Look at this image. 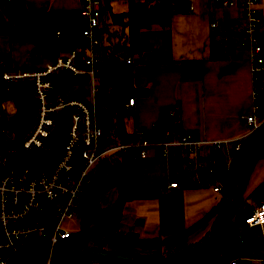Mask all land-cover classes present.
Returning <instances> with one entry per match:
<instances>
[{"label":"crops","instance_id":"crops-1","mask_svg":"<svg viewBox=\"0 0 264 264\" xmlns=\"http://www.w3.org/2000/svg\"><path fill=\"white\" fill-rule=\"evenodd\" d=\"M21 1L33 11H62L79 9L81 6L80 0ZM110 1L102 2V11L108 9L110 13ZM189 1V8L170 12L166 26L143 27L138 31V40L145 42L147 47L137 54H130L131 76L133 84L144 86L146 92L132 95L130 126L135 130L148 128L155 122L163 106H171L177 112L183 131L192 130L210 138L232 137L245 130L243 115L251 106L248 50L238 43L240 28L244 23L241 0H233L229 4L217 0ZM6 4L7 0H0V51L9 53L10 66L43 64L52 57L49 51L40 50L37 57L32 58L28 54L32 41H11L6 36ZM102 13L99 18L103 30ZM257 13V34L264 45V0H257ZM60 18L59 13V21ZM210 21L215 22L212 28ZM117 35L114 33L110 38L108 33L104 36L112 41ZM213 39H218L224 45L222 54H211L210 43ZM182 59L191 60L188 62L197 66L196 72L184 76ZM145 150L138 157L137 180L144 185L157 184L159 191L152 196L124 199L119 208L118 221L113 224L115 232L123 236L104 235L98 239L96 235H89L85 238L87 248L148 254L159 244L163 248L182 239L197 240L211 226L212 215L192 230L184 231L205 214L221 194L213 192L210 182L191 186L179 182L177 175L184 163L177 144H168L163 148L148 144ZM202 151L204 155L206 148ZM221 152L223 160L230 159L225 149ZM263 179L264 156L249 154L240 168L226 209L227 215L236 223L239 240L243 244V251L233 264H262L264 260V222L247 226L242 220L243 215L264 196V191L250 194V190ZM169 180H177L176 186L168 185ZM111 189V200H105L102 206L98 204L101 208L115 199L116 189ZM96 202L88 207L80 229L95 209ZM241 207L242 212L237 215ZM79 211L73 216L83 212ZM135 218L141 221L135 222ZM128 231L136 234L128 235ZM148 237L158 240L154 243L141 240Z\"/></svg>","mask_w":264,"mask_h":264},{"label":"trees","instance_id":"trees-1","mask_svg":"<svg viewBox=\"0 0 264 264\" xmlns=\"http://www.w3.org/2000/svg\"><path fill=\"white\" fill-rule=\"evenodd\" d=\"M107 0H103L106 3ZM125 11H111L110 18L120 24L118 35L102 46V56L100 60V70L98 73L97 89L94 94L95 120L101 126L102 136L106 141L119 139L123 142L137 141L142 138L158 140L160 132L165 128L171 129L175 133L183 130L180 127L176 110L171 106H163L155 122L143 130H135L130 126L131 110L123 106L129 96L145 93V87L136 86L132 82L131 62H125L118 58L115 53L121 51L123 54H137L146 48L145 42L138 40V31L143 27L166 26L169 22V14L175 10H185L186 4H181L173 0H143L140 2L128 1ZM6 19L7 27L5 34L11 41H32V46L28 49L30 57H37L40 50L49 51L53 56L65 51L68 47L80 42L79 27L83 22L79 9L69 8L67 10H37L33 11L24 6L21 0H7ZM61 14L60 21L58 14ZM125 27V32L122 31ZM59 30L56 32L55 29ZM211 54L216 56L224 52V45L218 39L211 41ZM0 55L5 62H9V53L0 51ZM191 60L182 59L183 75L195 73L197 66L188 62ZM190 64V65H189ZM9 66V64H8ZM2 67V66H0ZM54 89L53 93L61 91L75 80L70 72L60 71L52 75ZM9 98L14 103V111L10 115L4 114V124L6 131L2 133L0 145L5 150H15L18 138L31 125L35 114V98L31 94L29 83L25 81H10L7 85L0 81V102ZM65 119L60 116L56 118V125L48 137L47 143L40 150H15V159L18 162H29L31 165L42 168L48 166L58 155L62 134L65 129ZM257 141V142H256ZM256 142V143H255ZM255 143L249 154L264 156V121L249 131L240 141L238 149L230 155L229 165L224 167L223 154L219 152L207 156L206 160H212V171L208 175L209 179L219 182L222 194L217 202L203 214L185 228V232L192 230L207 217L212 215V224L207 231L194 242L204 239L207 233L215 224L225 198L226 189L229 186L234 171L238 165V160L242 152L248 145ZM137 145L125 147L121 152L109 153L96 165L103 168L111 180L109 187H115L116 197L110 205L103 208L94 209L88 216L87 221L80 230H74L68 236L61 237L53 245L52 252L55 256H76L71 259L55 261L57 264H87L90 258L105 260L111 264H225L230 258L242 253L243 244L239 240V235L235 221L226 213L221 216L219 223L206 241L198 243L193 248L183 250L178 255L171 258H163L159 261L149 260L152 257H163L173 253L178 249H184L191 244L178 242L175 246L160 249L156 247L148 254L127 253L131 256H138L148 259L128 260L115 258L111 255L100 256L80 253V248H87L86 237L96 235L98 239L104 235L123 236L114 230V223L120 214V205L124 199L132 197H147L156 195L160 186L141 184L137 180L138 157L133 155L138 153ZM179 182L183 185L191 186L197 184L193 170L182 167L179 175ZM235 184V183H234ZM233 184V186H234ZM232 186V188H233ZM232 190V189H231ZM251 195L264 191V179L257 183L251 190ZM232 194V191H231ZM231 197V196H230ZM230 200V199H229ZM242 207L237 211L240 214ZM94 221V223H90ZM142 241L157 242L158 238L148 237ZM192 242V243H194ZM43 250V245L30 246L16 251L10 258L8 264H15L19 256L30 252V250ZM99 249V248H98ZM103 250V249H101ZM126 253V252H123Z\"/></svg>","mask_w":264,"mask_h":264},{"label":"built area","instance_id":"built-area-1","mask_svg":"<svg viewBox=\"0 0 264 264\" xmlns=\"http://www.w3.org/2000/svg\"><path fill=\"white\" fill-rule=\"evenodd\" d=\"M140 2L143 0H128ZM186 4L189 0H173ZM229 4L233 0H217ZM103 0H80L79 12L83 19L79 27L80 42L67 50L53 55L39 66H5L0 55V81L5 85L10 81L29 83L31 94L35 98V114L31 125L18 138L15 148L19 151L40 150L49 140L56 118L65 119V129L57 157L46 167L37 168L27 162H18L15 150H5L0 145V264H8L10 258L19 249L43 245V250L52 251L53 245L71 231L60 225L63 218L79 213L82 192L91 187L89 178L97 168L96 163L109 153L121 152L130 145L138 146L134 158L145 153V146L155 144L163 148L168 144H177L182 154V163L191 168L196 183H211L213 192L222 194L219 182L209 179L212 160L206 157L225 149L228 156L239 148L240 141L250 130L264 121V45L257 34L259 14L257 0H241L243 26L238 39L240 46L247 48L250 73V109L243 115L245 130L232 137H203L192 130L175 133L165 128L158 140L142 138L130 143L119 139L106 141L101 126L95 120L94 94L97 89L98 73L102 56V46L108 40L102 33L100 14ZM212 28L214 21L209 22ZM59 29L56 28L57 32ZM115 55L130 61V54L121 51ZM68 71L76 79L90 82L91 100L70 91L53 93L52 75ZM133 96H129L123 106L129 107ZM5 111L0 106V135L6 131ZM1 142V136H0ZM203 148L206 153L203 155ZM229 165V158L224 160ZM177 180H169L168 185L176 186ZM243 222L262 224L264 222V196L242 217ZM237 256L230 258L227 264H233ZM43 264H57L50 256ZM264 264V260L262 262Z\"/></svg>","mask_w":264,"mask_h":264},{"label":"water","instance_id":"water-1","mask_svg":"<svg viewBox=\"0 0 264 264\" xmlns=\"http://www.w3.org/2000/svg\"><path fill=\"white\" fill-rule=\"evenodd\" d=\"M8 64H9L8 62H5V66H8ZM255 143L248 145V148L245 149L242 152V154H241V156H240V158L238 160V165H237V167H236V169L234 171L233 178H232L229 186L226 189V194H225L224 201L222 203L221 211H220L217 219L215 220L216 222H215L214 226L207 233L206 237L204 239L198 241V242L192 243L191 245L185 247L184 249H178L177 251H175L173 253L166 254L163 257H152L149 260H151V261H159V260H161L163 258H165V259L171 258V257H173L175 255H178V253H180L183 250H188V249L193 248L198 243L206 241L207 238L210 237V235L212 234V232L214 231V229L218 225L219 219L221 218V216L224 214V212L227 209V204H228V201H229L230 196H231L232 186H233V184L235 183V181H236V179L238 177V174H239L240 168H241V166H242V164L244 162V159L247 157V155L250 152V150L254 147L253 145ZM229 152L232 153V150L230 149ZM89 181H90L91 187H87V189H85L82 192L80 203L78 205V209L79 210H82L84 208V206L88 203L89 200H92V199L96 198L95 194H96L97 190L102 191V190L108 188L109 185L111 184V180H110L109 176L107 175L106 171L103 168H101V169L100 168H96L92 172V174L90 175ZM134 221L135 222H139L141 220H140V218H135ZM127 234L128 235H134L136 233L134 231L133 232L128 231ZM79 252L80 253H86V254L100 255V256L111 255V256H113L115 258H118V259L119 258L128 259V260L138 259V260L149 261L148 259L141 258V257H138V256H131V255H129L127 253H123L121 251L118 252V251H112V250H107V249L101 250V249H97V248H93V247L80 248ZM31 256H42L43 258H45L46 256H50L53 261H60V260L71 259V258L76 256V253L74 254V256H67V257L60 256V257H58V256H55V254L52 251L39 250V249L30 250V252H27V253L19 256V258L16 260L15 264H22L26 260L30 259Z\"/></svg>","mask_w":264,"mask_h":264},{"label":"rangeland","instance_id":"rangeland-1","mask_svg":"<svg viewBox=\"0 0 264 264\" xmlns=\"http://www.w3.org/2000/svg\"><path fill=\"white\" fill-rule=\"evenodd\" d=\"M110 3H111L110 12L111 11H125L127 8V3H126V1H123V0H111ZM102 12H103L102 18L104 21L103 33H104V35L109 33V37L112 38L114 36V33H119L120 24L115 23L110 18V13H109L108 9H103ZM125 30H126L125 27H123L122 31L125 32ZM70 91H73L74 93H77L78 95H80L83 98H86L88 100H91V98H92V93L90 92V82L87 79H84V80L83 79H75V80L71 81V83H69V85L66 88H64V91L62 92V94L69 93ZM0 106H1L2 110H4L5 113L8 115H10L11 112L14 111L13 110L14 109V103L9 98L3 99L0 102ZM95 165H97V163ZM111 187L106 188L102 191L97 190L96 194H95L96 200L88 201L85 208L82 209L83 212H81L79 215L73 216V218H63L60 221V225L67 228V229H70L71 231L80 229L82 227L81 221H82L84 215L86 214V211H87L88 207L90 206V204L97 201L95 209L97 207L101 208L102 203L105 200L110 199V197L112 195L113 191H112ZM98 204L101 206H99ZM116 221H118V218L116 219ZM117 224H118V222H117ZM181 241L183 242V244H192V242H194L196 240L188 241L187 239H182V240H179L178 242H181ZM148 242L154 243V241L153 242L148 241ZM178 242L174 243L173 245L168 246V247L175 246L176 244H178ZM87 246H88V244H87ZM157 247H159L160 249L167 248V247L161 248L160 244ZM43 262H44V258L42 256H31L30 259L26 260L22 264H40V263L43 264ZM87 264H111V263H108L105 260L103 261V260H99V259L93 257V258H90L88 260Z\"/></svg>","mask_w":264,"mask_h":264}]
</instances>
